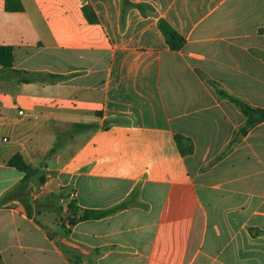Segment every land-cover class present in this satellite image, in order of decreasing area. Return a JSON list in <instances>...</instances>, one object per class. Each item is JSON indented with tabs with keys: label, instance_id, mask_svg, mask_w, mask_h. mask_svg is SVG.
Wrapping results in <instances>:
<instances>
[{
	"label": "crops",
	"instance_id": "1",
	"mask_svg": "<svg viewBox=\"0 0 264 264\" xmlns=\"http://www.w3.org/2000/svg\"><path fill=\"white\" fill-rule=\"evenodd\" d=\"M5 1L0 264H264V0Z\"/></svg>",
	"mask_w": 264,
	"mask_h": 264
},
{
	"label": "trees",
	"instance_id": "2",
	"mask_svg": "<svg viewBox=\"0 0 264 264\" xmlns=\"http://www.w3.org/2000/svg\"><path fill=\"white\" fill-rule=\"evenodd\" d=\"M140 8V7H138ZM4 9L7 12H19L23 10V7L21 6L20 2L18 0H6L4 4ZM86 20L89 23H94L95 18L90 17L86 14V11L89 10L87 7L82 8ZM157 28L159 32L161 33L166 45L171 51H177L180 50L184 43L185 40L184 38L179 35L175 30L172 29V27L165 22L164 20H159L157 23ZM264 59V55H263ZM13 63V50L11 47L8 46H0V66L4 70H10L12 67ZM222 96L224 98H227L229 101H231L235 106H237L242 113V115L245 117V124L239 129V134L240 135H245L251 128L256 126L257 124L264 122V110L261 109H256L248 106L247 104L241 102L240 100L231 97L227 95L225 92L222 93ZM180 140V139H178ZM8 164L11 167H14L24 173V178L20 182L19 186H25L26 182L36 173L35 169H32L30 166L25 165L19 156H15L10 159ZM72 211V210H71ZM90 215L84 214L80 218H71L70 219V224L73 225L79 220H85L88 219Z\"/></svg>",
	"mask_w": 264,
	"mask_h": 264
},
{
	"label": "built area",
	"instance_id": "3",
	"mask_svg": "<svg viewBox=\"0 0 264 264\" xmlns=\"http://www.w3.org/2000/svg\"><path fill=\"white\" fill-rule=\"evenodd\" d=\"M19 114L21 115L22 113H21V112H19ZM2 141H3V142H5V141H6V139L4 138V139H2Z\"/></svg>",
	"mask_w": 264,
	"mask_h": 264
}]
</instances>
